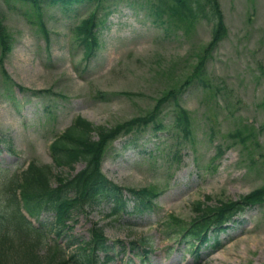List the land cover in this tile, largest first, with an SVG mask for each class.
I'll use <instances>...</instances> for the list:
<instances>
[{"label":"rangeland","instance_id":"1","mask_svg":"<svg viewBox=\"0 0 264 264\" xmlns=\"http://www.w3.org/2000/svg\"><path fill=\"white\" fill-rule=\"evenodd\" d=\"M0 2L13 40L11 53L0 66L1 178L17 173L31 160L52 166L54 175H75L85 168L83 163L75 171L55 166L50 154L55 136L78 116L114 128L150 114L169 88L181 86L194 73L197 54L213 37L214 25L206 19L191 31L161 26L145 0H125L99 14L105 19L97 28L99 46L87 62L73 28L91 15L96 3L67 9L47 5L44 21L50 38L46 39L25 14L29 5ZM219 2L228 37L209 56L206 86L196 79L178 101L193 121V140L180 144L183 133L175 128L176 106L169 101L158 116L164 128L153 125L121 136L110 145L103 163L105 176L121 187L160 186L157 210L125 213L116 220L105 203L90 208L89 214L77 211L70 223L73 229L59 238L63 244L71 236L77 242L89 241L96 222L110 244L145 238L152 245L143 259L119 252L118 247L109 264L264 263V206L237 216L238 222L220 235L218 246L212 242L199 252L175 236L167 237L162 226L170 213L189 221L194 203L207 197L217 205L264 186V0ZM18 86L48 93L34 96ZM238 132L240 137L253 134L243 145L235 137ZM219 149L223 154L214 161ZM125 197L131 200L132 212L134 199L127 192ZM53 219L54 214L43 213V221Z\"/></svg>","mask_w":264,"mask_h":264},{"label":"trees","instance_id":"2","mask_svg":"<svg viewBox=\"0 0 264 264\" xmlns=\"http://www.w3.org/2000/svg\"><path fill=\"white\" fill-rule=\"evenodd\" d=\"M12 0H5L11 4ZM23 5H29L25 9L29 21H37L39 28L49 39V32L44 18L47 5L64 6L80 4L81 2H96V10L83 20L75 29V39L78 46L83 49L85 59L90 60L97 47L98 30L103 24L99 16L100 10H106L114 4L125 0H14ZM155 15L160 18V25H174L191 31L194 25L202 19H207L213 26L212 40L204 47L202 53L197 54L194 73L185 78L181 86L169 88L163 98L155 105V109L148 115L136 118L130 122L119 124L114 128L94 125L86 118L78 117L73 125L68 127L62 135L52 142L51 154L57 167H68L75 171L78 163H83L84 169L70 176H54L57 186H53V168L48 165L31 163L22 174L0 177V264H99V251L106 248V237L103 229L94 225L91 229L90 242L81 241L67 244V248L56 242L53 246L46 240L47 233L57 231L60 236L64 230L70 228L69 224L77 211H84L100 205L102 202H113L111 216L125 210L126 200L123 199V191L114 182L102 173V164L111 142L121 135L141 131L151 125L157 129L163 128L158 116L163 105L174 102L176 111L174 114L175 128L183 133L181 140L188 143L193 140V121L189 117L187 109L180 106L179 97L186 86L197 79L205 86L206 66L209 56L228 35L225 25L224 13L218 0H145ZM133 4V3H132ZM12 34L5 23V14L0 2V66L3 65L5 56L12 50ZM6 79L9 78L4 71ZM204 78V79H201ZM21 90H24L21 88ZM252 132L246 137H240V132L235 137H240L244 145L246 139L252 136ZM134 195L136 202L133 210L138 213L151 211L153 201L161 193L160 186H150L144 189L128 188ZM264 204V186L243 196L236 201L220 202L218 206H210L206 202H196L195 211L190 223H186L176 216H169L168 226L175 228L178 235H184L189 242L203 243L210 237V228L222 226L237 213L244 211L248 204ZM25 209L29 215L40 217L43 211L55 214V221L51 225H33L23 214ZM51 229V230H50ZM46 248V249H45ZM75 252H72V251ZM111 256L106 255V261Z\"/></svg>","mask_w":264,"mask_h":264},{"label":"bare ground","instance_id":"3","mask_svg":"<svg viewBox=\"0 0 264 264\" xmlns=\"http://www.w3.org/2000/svg\"><path fill=\"white\" fill-rule=\"evenodd\" d=\"M134 132H132L131 134H133ZM131 134H127L126 136H128V135H131ZM54 176V175H53ZM53 176H51V178L53 179Z\"/></svg>","mask_w":264,"mask_h":264}]
</instances>
